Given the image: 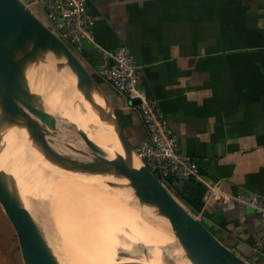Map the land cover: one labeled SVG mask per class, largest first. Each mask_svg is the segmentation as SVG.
<instances>
[{"label":"crops","instance_id":"obj_1","mask_svg":"<svg viewBox=\"0 0 264 264\" xmlns=\"http://www.w3.org/2000/svg\"><path fill=\"white\" fill-rule=\"evenodd\" d=\"M21 1L42 21L31 0ZM88 10L97 20L90 38L70 48L101 81L113 111L129 118V143L136 149L148 137L141 113L97 74L103 51L120 46L135 57L140 87L199 166L200 179L169 191L219 243L264 264V246H256L262 220L236 199L264 197V0H88ZM211 188L228 200L208 204ZM0 264H24L20 230L1 201Z\"/></svg>","mask_w":264,"mask_h":264},{"label":"bare ground","instance_id":"obj_2","mask_svg":"<svg viewBox=\"0 0 264 264\" xmlns=\"http://www.w3.org/2000/svg\"><path fill=\"white\" fill-rule=\"evenodd\" d=\"M10 1L12 0H0V19L11 24L14 30H17L19 28L16 26L17 22H10L1 10V8L6 9L8 16L14 20L22 19L25 21V17L22 14L23 12L18 10L17 6H14V4ZM36 26V23L28 20L27 29L29 38H31V43H37L40 39V41L43 42L42 44H44L45 49L52 50L49 43L45 42V40L41 38ZM16 27L18 28L16 29ZM40 28L49 33V31L44 27L40 26ZM44 35L47 36L45 33ZM50 42L55 51L60 54H65L68 59V66L71 72L73 73L75 70L76 75L79 76L77 79L83 86L80 71L70 59V56L62 46V43L58 40L60 48L51 39ZM36 65H38V63ZM56 69L63 70L64 68L57 67ZM29 82L33 83L32 80ZM1 84L2 83H0V87ZM14 112L17 115H22V118L25 120V114H19L18 110ZM20 112L25 111L23 110ZM24 127L23 130H26ZM83 136L86 138L85 134ZM12 137L13 136H11L7 131L5 136L6 141L4 140V143L2 142L4 136L0 141V149L3 148L6 153L8 150L13 153V155L10 154V157L12 158L13 156L14 159L11 160L15 165L12 163L10 164L11 166L9 165L10 167H7L6 176L8 180L12 181V185L14 187H19L23 192L30 196L31 200L36 204V215L40 222L57 227L63 234L62 243L60 242L57 247H51L50 250H48L50 255L47 256L50 257L46 263L85 264L84 262H86L87 264H114L117 260L118 251H122L129 256V260L132 264H140L142 261L144 264H244L230 253L226 255L223 252L218 251L216 245H212L210 243L205 244V246L191 244L192 246L188 247L186 246L188 244L186 235H181L180 242L176 245L177 249H174L175 245L171 246V244L175 239V232L172 233L169 229L163 231L160 228V220L156 210L144 195L142 190L135 183L134 189L138 191L137 195H139L138 197L141 201V205L136 208L140 213L139 216H144L146 219L148 216L147 221L136 217V214H130L126 210L116 206L117 203L114 204L112 201L111 194L115 190V188L111 186L112 184L107 181L106 182L108 184L106 182L95 181L96 179L93 180L90 175L87 174L88 168L86 170L85 167L76 158H74L67 149H63L62 152H64L65 157L68 156L65 159L69 158L70 161H68L67 164L62 165L59 161H54L56 159L51 160L47 158L46 155L43 159L38 157L37 153H33V157H30L31 155L28 156V153H31L32 149L29 151V147H26L25 143L29 141L26 140L27 142H24L25 148L20 147L21 145H19V148L22 149H18L17 143L19 141ZM18 139L20 140V138ZM13 142L15 144H13ZM105 147H108V145H105ZM23 151L26 152L25 156L28 158L30 157L31 160L26 161L25 158L22 159L20 157V152ZM17 163L19 166L21 165L20 167H22V169L16 165ZM100 164H105V160L100 159ZM61 165L64 167L61 168ZM19 169L22 170V173H24L26 177L30 174L32 176H29L28 180L24 182L22 181V183L19 182L18 179L24 176V174L23 176H19L17 174L18 172H16V170ZM25 171L28 172V176ZM126 179L128 178L126 177ZM23 180H25V178ZM101 187L102 189L99 191V188ZM125 193L128 194L127 192ZM73 199L75 202H73ZM122 201H119L118 203L121 202L124 206L128 205L127 200ZM68 202H72L73 204L75 203V208L77 209H69ZM86 208H89L92 212H89V210L87 213ZM94 208L96 209V212L98 211L96 214L98 215L97 217L103 216L109 220L110 223L101 218L98 219V222L101 224L102 228H100V224L97 222L94 223V217L96 216L93 215ZM149 247H151V249ZM57 251L63 252L64 254H60ZM79 258L84 262L81 263ZM165 258L167 262L165 261ZM236 259L240 261V263H238Z\"/></svg>","mask_w":264,"mask_h":264},{"label":"rangeland","instance_id":"obj_3","mask_svg":"<svg viewBox=\"0 0 264 264\" xmlns=\"http://www.w3.org/2000/svg\"><path fill=\"white\" fill-rule=\"evenodd\" d=\"M10 2L13 3L14 6H17L18 10H21L23 12L22 14L25 17V21H23L22 19L14 20L8 16V12L6 9L1 8V10L10 22H17L16 26H18L19 28L16 27V29L18 28L17 30H15L16 33L18 32L17 34H20L21 36H19L24 41L26 40L25 42L28 48L30 49L35 63H38V65H36L35 73L28 80L24 81V84L22 83V87L20 86L19 89V95L13 97L12 100V108L9 113L10 121L7 131L8 133H10L11 136H13L12 138H16L19 141L17 143L18 149H22L19 148V145H21L20 147L25 148L24 142L27 140L29 141H26L27 143H25L26 147H29V149H27L29 151H31L32 149L31 153H28V156L31 155L30 157H33V153H37L38 157L43 159L46 155L47 158L51 160L56 159L54 161H59L62 165L67 164L68 161H70L69 158H67L68 160L65 159L68 156L65 157L64 152H62L63 149H67L68 151H70L71 155L85 167L86 170L88 168L89 171L87 170V174L90 175L93 180L96 179L95 181L98 182L107 181L112 184L111 186L115 188V190L111 194L112 201L114 204L117 203L116 206L126 210L130 214H136V217L147 221L148 216L147 219L144 216H139L140 213L136 208L141 205V201L136 193V190L134 189V182L132 181L128 173L125 171L120 160L118 159L119 157L117 158V155L114 153L113 145L107 140L106 136L103 134V132L100 131V129L96 125V116L98 114V108L93 103V101L87 98L88 91L85 87L84 82L82 86L77 79L79 78V76L76 75L75 70L73 73L71 72L68 66L69 62L65 54H60L55 51L51 42L48 43L52 50L45 49V46L44 44H42L43 42H41L40 39L38 40V42L36 41L38 44H32L33 42L31 43V38H29L27 29L28 20L33 23H36L37 31L40 33L41 38H43L44 40L45 38L49 37L59 47L60 45L58 44V39L69 48L70 45L67 42L62 41V39H60V37L56 34L54 35L58 39L50 31L49 33L43 31L42 28H40V26L42 25L31 14V12L35 13L32 7L26 4H24L25 6H23L19 0H12ZM39 17L42 19V21L45 22L44 24H46L48 27H51L50 22L47 20V18H45V16ZM44 33L47 34L48 37L45 36ZM71 51L74 53V55H76V51H73V49H71ZM57 67H61L64 69L56 73ZM3 74L4 73L0 64V83H2L3 81ZM30 80H32L33 83H30ZM44 80L46 83L44 82ZM22 109L25 112H20L23 111ZM16 110L19 111V114L23 113L26 115V117H24L26 121L22 118V115L15 114L14 111ZM27 113L29 116L27 115ZM30 122L31 124H33L31 125ZM21 125L23 127L25 126L24 129L26 130H23V127ZM83 133L86 135V138L83 136ZM18 138H20V140ZM13 144L15 143L13 142ZM105 145H108L109 148L105 147ZM107 148L109 152L107 151ZM9 152L10 150H8L6 154L8 159V167L11 166L10 164L13 163L12 160L14 159L13 156L12 158L10 157L11 155H13V153ZM23 152H20V157L22 159L25 158L26 161L31 160L30 157L29 159L27 156H25L26 152ZM21 155L24 157H22ZM100 159H104L105 164L101 165ZM16 165L19 166L18 163ZM62 165L61 168L64 167ZM20 168L22 169V167ZM21 169L16 170L19 176H23L24 174L22 173ZM25 172L28 176V172ZM29 176L32 175L30 174ZM29 176L26 177V175L24 174L23 177L25 178V180H23V177L18 180L22 183V181L24 182L28 180ZM126 177L129 180L126 179ZM101 189L102 187L99 188V191ZM125 192H127L128 194H126ZM132 195L135 200L133 199ZM74 199L73 202H75ZM122 200H127L128 205L124 206L123 204H121V202L118 203ZM68 203L69 209H77L75 208V203ZM89 210V208L86 210L87 213ZM89 212L92 211L90 210ZM93 212V215L95 216L98 211L96 212V209L94 208ZM97 216L98 215L94 217L96 219H94V223L97 222L98 224H100L98 222L99 218L109 222V220H107L103 216ZM100 228H102L101 224ZM181 235L183 236V234H181L179 231L175 232V239L171 246H176L179 244ZM196 238H194L195 240H192L193 244L195 245L198 244L199 246H205V244L209 243L212 245H216V243L200 229L196 230ZM187 239L189 240L188 236ZM186 246L191 247L192 245L188 243ZM38 247L40 246H35L25 240L23 248L24 264H49L46 262L50 257L47 256L50 255L48 253V250L50 249ZM216 247L218 251H221L224 254L228 255V252L224 251L222 247L218 245H216ZM59 253L61 254L63 252ZM79 261H81V263L84 262L81 259ZM236 261L240 263V261H238L237 259ZM84 263L87 264L86 262Z\"/></svg>","mask_w":264,"mask_h":264},{"label":"water","instance_id":"obj_4","mask_svg":"<svg viewBox=\"0 0 264 264\" xmlns=\"http://www.w3.org/2000/svg\"><path fill=\"white\" fill-rule=\"evenodd\" d=\"M19 1L25 6L21 0ZM31 14L46 30L54 35L51 29L47 28L34 13L31 12ZM45 42H50V39L45 38ZM62 46L80 71L88 91L87 98L98 107L97 127L112 143L113 151L119 157L122 166L156 210L160 220V228L163 231L169 229L172 233L179 231L181 234L187 235L189 244H193L192 240L196 237V230L200 229L207 233L216 242V245L236 256L244 264H248L233 251L219 243L204 225L195 219L169 189L148 169L136 153L135 148L129 143L116 113L113 111L106 95L94 80L93 75L84 68L69 47L63 43ZM0 63L4 73V79L0 87L1 141L9 125V113L12 108L13 97L19 95L22 83L28 80L36 71L34 58L26 42L16 34L11 24L6 23L2 19H0ZM58 72H60V69H56V73ZM130 104L133 107H137L141 104V101H131ZM7 167V155L0 149V201L20 230L23 248L25 240L45 249L57 247L63 241L62 232L57 227L38 220L36 204L27 193L10 183L6 176ZM149 248L151 249V247ZM174 249H177V247L175 246ZM165 261L167 262L166 258ZM114 264L132 263L127 254L118 251L117 260ZM140 264H144V262L142 261Z\"/></svg>","mask_w":264,"mask_h":264},{"label":"built area","instance_id":"obj_5","mask_svg":"<svg viewBox=\"0 0 264 264\" xmlns=\"http://www.w3.org/2000/svg\"><path fill=\"white\" fill-rule=\"evenodd\" d=\"M31 6L44 13L51 31L74 50L84 47L97 22L88 10V0H31ZM138 68L135 57L125 46L103 51L97 68V74L120 95L130 101H141L136 108L141 113L148 137L138 145L136 153L167 189L172 183L185 184L200 179L198 164L183 152L158 102L149 100L140 87ZM236 199L251 207L264 227V197L247 193ZM221 200L224 202L228 198L220 196L218 189L211 188L207 203ZM256 246H264V236Z\"/></svg>","mask_w":264,"mask_h":264},{"label":"trees","instance_id":"obj_6","mask_svg":"<svg viewBox=\"0 0 264 264\" xmlns=\"http://www.w3.org/2000/svg\"><path fill=\"white\" fill-rule=\"evenodd\" d=\"M44 24V23H43ZM47 28H51V27H48L46 24H44ZM93 78H94V80L96 81V83L100 86L101 85V81L97 78V77H95V76H93ZM117 115V117H118V119H119V121H120V123H121V127H122V129H123V127H125V125H127V124H129V118H126V117H123L122 116V114H120V113H118V114H116Z\"/></svg>","mask_w":264,"mask_h":264}]
</instances>
